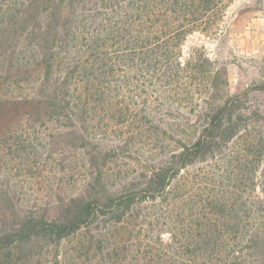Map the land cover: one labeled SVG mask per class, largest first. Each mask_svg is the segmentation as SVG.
I'll return each instance as SVG.
<instances>
[{
    "label": "rangeland",
    "instance_id": "374dc122",
    "mask_svg": "<svg viewBox=\"0 0 264 264\" xmlns=\"http://www.w3.org/2000/svg\"><path fill=\"white\" fill-rule=\"evenodd\" d=\"M81 2L75 10L85 32L106 10L96 1ZM214 3L221 11L183 44V63L190 56L196 68H188V78L165 89L152 79L133 83L128 97L120 96L121 104L101 109L81 125L86 126L81 136L62 122L35 121L25 110L0 111L1 223L18 211L55 216L73 196L120 189L180 141L194 140L204 111L230 94H239L242 108L249 110L243 131L223 153L183 169L166 195L143 203L111 229L103 239L104 253L95 247L99 236L87 231L64 242L66 258L54 257V248L38 247L30 264H181L194 258L187 249L195 244V232H188L191 216L219 212L211 203L220 199L236 201V221L221 230L227 233L225 250L244 244L233 231L264 227V89H255L264 85V0ZM20 38L26 46L36 40L27 32ZM262 234L258 250L247 244L242 249L245 264H264Z\"/></svg>",
    "mask_w": 264,
    "mask_h": 264
},
{
    "label": "trees",
    "instance_id": "16d2710c",
    "mask_svg": "<svg viewBox=\"0 0 264 264\" xmlns=\"http://www.w3.org/2000/svg\"><path fill=\"white\" fill-rule=\"evenodd\" d=\"M81 1H96L106 10L92 18L93 28L85 32L75 10ZM198 1L0 0V111L25 110L35 121L62 122L61 127L81 136L86 129L81 125L101 109L121 104L120 96L126 99L133 83L152 79L163 89L183 83L188 68H195L190 56L187 63L181 59L185 40L222 9L215 0ZM24 32L31 33L35 42L26 46L20 38ZM240 101L239 94H230L210 105L194 140L180 141L120 189L73 196L62 202L55 216L33 210L6 216L0 223V264H30L34 250L46 246L54 248V257L64 259V242L87 231L99 236L95 247L104 253L103 239L111 229L123 225L143 203L166 195L183 169L215 158L238 137L249 112ZM235 202L220 199L211 203L219 212L191 216L188 232H195V244L187 249L194 258L181 264L195 259L194 264H245V244L259 249L264 227L233 231L244 244L228 246L232 251L228 257L224 231L236 221Z\"/></svg>",
    "mask_w": 264,
    "mask_h": 264
}]
</instances>
